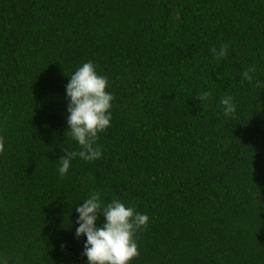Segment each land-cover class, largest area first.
Instances as JSON below:
<instances>
[{"label": "trees", "instance_id": "obj_1", "mask_svg": "<svg viewBox=\"0 0 264 264\" xmlns=\"http://www.w3.org/2000/svg\"><path fill=\"white\" fill-rule=\"evenodd\" d=\"M89 60L111 126L60 177ZM0 137L6 264H87L75 209L94 191L149 216L132 264H264V0H0Z\"/></svg>", "mask_w": 264, "mask_h": 264}, {"label": "clouds", "instance_id": "obj_2", "mask_svg": "<svg viewBox=\"0 0 264 264\" xmlns=\"http://www.w3.org/2000/svg\"><path fill=\"white\" fill-rule=\"evenodd\" d=\"M210 51L217 57L227 55V45L221 44ZM70 76L65 86L67 100L66 134L76 141L78 151H65L58 172L60 177L68 174L72 161L80 159L92 162L103 156L98 143L99 134L106 132L111 126L114 94L106 89L110 87L108 78L97 72L94 62H83ZM259 83V82H258ZM211 93L205 91L197 96L198 102L206 100ZM220 105L225 116L234 117L237 105L234 97L226 95L221 98ZM5 144L0 137V154ZM83 203L78 204L75 237H86L83 255L87 264H132L139 256V248L135 236L139 230L146 229L149 223L147 214L138 212L119 199L104 203L99 192H92ZM103 216V223L97 224ZM0 264L6 261L0 259Z\"/></svg>", "mask_w": 264, "mask_h": 264}]
</instances>
